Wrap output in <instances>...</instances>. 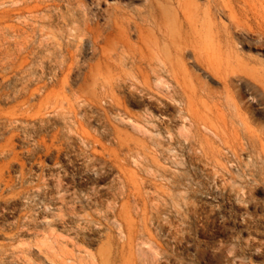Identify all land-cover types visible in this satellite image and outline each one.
Masks as SVG:
<instances>
[{
	"label": "rangeland",
	"instance_id": "rangeland-1",
	"mask_svg": "<svg viewBox=\"0 0 264 264\" xmlns=\"http://www.w3.org/2000/svg\"><path fill=\"white\" fill-rule=\"evenodd\" d=\"M0 264H264V0H0Z\"/></svg>",
	"mask_w": 264,
	"mask_h": 264
},
{
	"label": "bare ground",
	"instance_id": "bare-ground-1",
	"mask_svg": "<svg viewBox=\"0 0 264 264\" xmlns=\"http://www.w3.org/2000/svg\"><path fill=\"white\" fill-rule=\"evenodd\" d=\"M154 45L155 44L153 42H149V43L147 42L146 48H145L146 54H143L141 56L139 63L135 67V70L138 72V75L141 76V78L143 79L145 83H147L151 79V77H154L156 82H158V84H161L162 81L159 78V70L157 69L156 67L157 64L155 62L156 61L160 62L161 65H163L164 67H165V63L161 61V58L159 57V55L153 51L152 47ZM142 65H145L146 67H142ZM225 86L228 87V84H226ZM107 97L109 96L107 95L106 97H99L98 100L105 99ZM62 202H64V199H62Z\"/></svg>",
	"mask_w": 264,
	"mask_h": 264
}]
</instances>
